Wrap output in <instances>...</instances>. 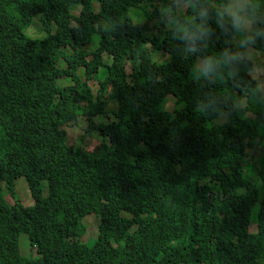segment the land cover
<instances>
[{
	"label": "trees",
	"instance_id": "1",
	"mask_svg": "<svg viewBox=\"0 0 264 264\" xmlns=\"http://www.w3.org/2000/svg\"><path fill=\"white\" fill-rule=\"evenodd\" d=\"M155 1L0 0V264H264V93L242 55L264 52V0L240 30L229 0ZM198 12L207 31L181 39L177 22ZM81 116L94 150L69 142ZM23 233L38 255L22 254Z\"/></svg>",
	"mask_w": 264,
	"mask_h": 264
},
{
	"label": "rangeland",
	"instance_id": "2",
	"mask_svg": "<svg viewBox=\"0 0 264 264\" xmlns=\"http://www.w3.org/2000/svg\"><path fill=\"white\" fill-rule=\"evenodd\" d=\"M171 1H182V0H171ZM233 3V0H229V4ZM180 3L178 6L173 7L172 4H168L167 6L170 8L171 13L168 12V15L170 18L173 16V12L175 11L178 13L179 10H182L185 12L188 7H181ZM156 5L163 6V3L160 0H156L155 4L151 6V8H147V10L155 11ZM248 9V15L250 14V10H254L255 5H245ZM80 8L74 11V14L79 15ZM164 13L165 10L161 9V13ZM130 15L134 22H142L145 23L147 21L146 15L144 13V10L142 7H134L130 10ZM151 27L155 28V31L158 29L164 28V25L162 24V20L160 18H156L151 22ZM26 34L29 35L32 38H43L45 36L44 32H41V27L39 24H34L33 26H30L26 29ZM100 43V37L97 35L95 37V42L92 45L85 46V49L88 51H94L98 47V44ZM247 59L253 60L252 63V70L254 72L251 73V76H254L257 81V86L259 89L264 93V53L255 52L251 49L246 50L242 54ZM90 57L89 59H91ZM108 63L111 61L108 60ZM101 75H98V77H95L91 81V85L94 88L95 92H99L101 88ZM60 85L61 87H65L67 85H70V81L66 78L60 79L57 82V85ZM110 91L112 90L109 88ZM171 100V99H170ZM109 108L113 109L116 107V104L111 101L109 103ZM250 116H253L252 112H249ZM226 119L225 116H222L220 119H218L219 122H223ZM66 129L69 134L70 143L78 146H85L90 149L94 150L101 142L102 140L98 139L99 133L97 131L92 130L91 132L88 131V128L90 127L89 121L86 116H81L76 124L74 123H68L66 126ZM254 174V173H252ZM42 187L44 190V195H47V183L43 182ZM16 193L18 195V198L20 199L21 203L24 206H32L34 205L29 187L27 185V182L24 177H20L16 180ZM7 200L10 204L15 203V199H13L11 196L7 195ZM86 225L88 227V233L85 235V237L82 238V240L86 242H94L98 235V218L95 214L89 216L86 218ZM252 232H257V226H253ZM20 246L22 254L24 255H38L37 249L32 246V243L29 240V237L27 234L23 233L20 235Z\"/></svg>",
	"mask_w": 264,
	"mask_h": 264
},
{
	"label": "clouds",
	"instance_id": "3",
	"mask_svg": "<svg viewBox=\"0 0 264 264\" xmlns=\"http://www.w3.org/2000/svg\"><path fill=\"white\" fill-rule=\"evenodd\" d=\"M249 4H250L249 0H233V3L229 4L224 9L225 13L227 14L228 18L231 21L232 27L235 28L236 30H240V29L248 27L250 25L251 22L248 19V9L245 6V5H249ZM197 15L199 17V22H197V18H195V17L192 18L191 20L184 22V23L177 22L176 31L178 34H180L181 39L194 41L197 38V36L202 35L203 33H205L207 31V25H206L207 13L206 12H198ZM249 41L250 42L252 41L251 37H249ZM260 53H264V52H260ZM106 60L108 61L107 57H106ZM252 63H253V60H252ZM210 66H211L210 62L205 63L201 71L204 74H206L208 72ZM252 72H254V70H252ZM58 86H61L60 82H59ZM114 103L116 104V102H114ZM115 109H117V104H116L115 108L111 109V111L115 110ZM113 117H114V115L112 113H110V119H113ZM225 117H226V115H225ZM71 123L76 124L75 122H71ZM67 124H65V126ZM89 125H90V121H89ZM65 129H66V127H65ZM68 137H69V134H68ZM98 139H100V138L98 137ZM69 142H70V138H69ZM250 161L253 162V158H251ZM47 194H48V190H47ZM98 224H99V219H98ZM97 237H98V235H97Z\"/></svg>",
	"mask_w": 264,
	"mask_h": 264
}]
</instances>
